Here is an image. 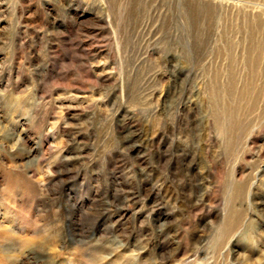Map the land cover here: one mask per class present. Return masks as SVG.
<instances>
[{
  "label": "rangeland",
  "instance_id": "374dc122",
  "mask_svg": "<svg viewBox=\"0 0 264 264\" xmlns=\"http://www.w3.org/2000/svg\"><path fill=\"white\" fill-rule=\"evenodd\" d=\"M0 264H264V0H0Z\"/></svg>",
  "mask_w": 264,
  "mask_h": 264
},
{
  "label": "built area",
  "instance_id": "2783aa9c",
  "mask_svg": "<svg viewBox=\"0 0 264 264\" xmlns=\"http://www.w3.org/2000/svg\"><path fill=\"white\" fill-rule=\"evenodd\" d=\"M227 1H229L230 3H241L242 1L247 2V0H227Z\"/></svg>",
  "mask_w": 264,
  "mask_h": 264
}]
</instances>
